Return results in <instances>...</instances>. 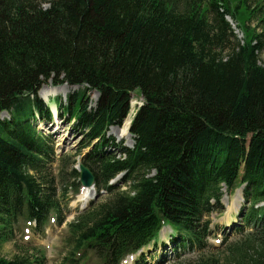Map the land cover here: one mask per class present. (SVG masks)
Here are the masks:
<instances>
[{
    "label": "trees",
    "instance_id": "16d2710c",
    "mask_svg": "<svg viewBox=\"0 0 264 264\" xmlns=\"http://www.w3.org/2000/svg\"><path fill=\"white\" fill-rule=\"evenodd\" d=\"M258 1L0 0V251L22 232L42 235L51 221L62 226L70 195L81 190L80 154L59 156L53 135L38 128L54 123L39 91L67 84L84 89L65 103L50 101L81 135V162L99 196L69 224L73 255L120 264L169 226L176 257L196 252L198 264H264ZM136 91L143 105L130 125L133 147L120 149L108 132L124 123ZM241 188L249 207L234 231H251L228 245L226 260L214 258L212 247L224 248L227 237L210 245L218 234L212 216L225 211L226 193ZM21 248L12 259L0 254V264H46L39 247Z\"/></svg>",
    "mask_w": 264,
    "mask_h": 264
},
{
    "label": "rangeland",
    "instance_id": "374dc122",
    "mask_svg": "<svg viewBox=\"0 0 264 264\" xmlns=\"http://www.w3.org/2000/svg\"><path fill=\"white\" fill-rule=\"evenodd\" d=\"M257 3H260L262 5V2L259 0ZM263 11L262 15H260V18L264 16V5H263ZM253 27H257V25L254 23ZM240 30V29H239ZM239 36V38L244 39V34L239 31L236 32ZM261 60L264 61V53L261 54ZM43 88H59V92L57 95L50 97L49 99H55V98H62L63 102L66 101L67 97L70 94L78 93L81 90H83V87L79 86H69V85H62V86H54V85H44ZM41 89V90H42ZM40 90V91H41ZM40 95V92H39ZM89 98L92 101V106L95 104L97 95L95 92L89 93ZM41 96V95H40ZM44 97V96H43ZM142 99L140 98V94L138 91L132 94V102H131V108L133 106L138 107V105L141 104ZM46 102V101H45ZM65 103V102H64ZM48 106L53 111L54 109H57L56 103H53L52 101L46 102ZM134 109V108H133ZM6 115H4L5 117ZM133 117V114H129V116L125 119L124 123L121 126H115L110 129L108 132V137H111V141H114L116 145L120 146V149L124 148H131L132 147V139L121 138L119 136V131L123 128L126 121H129ZM39 130H41L44 134L49 135L52 134L55 141H57L56 145V151L61 155H74L75 159L77 157V165L80 164L82 161V157L87 152L84 151L83 153H80V144H81V135L77 133L76 131L71 130V127L67 126L65 122L58 119H54L53 124L45 125L40 122L39 124ZM130 134V132H129ZM131 136V134H130ZM53 173L57 174L58 172V163L54 164L53 167ZM238 191V190H237ZM240 191V195H237V192H235L233 195H227L226 198H223V205L225 208V211L218 215L217 213L213 214V223L215 224L216 231L220 238L227 239L224 242V248L222 249H216L212 247V255L210 253L207 254L214 257L219 258L221 260H226L229 257V250L228 245L233 242H238V244H241L247 240V236L249 235V232L251 231L250 228H246L245 232L243 234H235L234 228L240 227L243 225L242 219L239 218V214L241 213L244 206H246L245 211H247L249 204L244 202V199L242 200V191ZM72 194V193H71ZM71 198H73L71 201V204L69 206L68 212H66V219L62 226H58L55 224L54 221H51L50 225H48L45 229V233L42 235H34L32 232H25L18 235L17 242H10L6 243L2 246L0 254L2 257L6 259H12L19 255L21 247H39L42 251L41 253L45 255L46 257V264H70L72 262L71 259H73L74 264H101L99 260L90 252H87L83 258L86 259L85 262L81 261L80 257L81 254L76 252V255H73L75 253L74 249V243L71 240V234L69 230V224L78 217L79 213L84 212L91 203H96L99 199L98 195H93L91 198L86 202H80L79 196H73L70 195ZM237 207V209H236ZM236 209V211H235ZM171 233V230L169 227L164 228V230L161 233L160 243L161 246L158 250L154 251L152 250H146L144 256V260H142V264H198V257L196 252H186L183 253L181 256H177L172 253L173 248L169 247L168 245V236ZM26 236L29 237V239L26 238ZM25 237V238H24ZM220 243H223L221 240L213 239L211 241V245H215L218 247ZM245 244V243H244ZM258 244V243H257ZM256 245V244H255ZM257 246V245H256ZM175 256V257H174ZM174 257V258H173ZM69 258V260H68ZM161 258V259H156ZM141 260V257H140Z\"/></svg>",
    "mask_w": 264,
    "mask_h": 264
},
{
    "label": "bare ground",
    "instance_id": "6f19581e",
    "mask_svg": "<svg viewBox=\"0 0 264 264\" xmlns=\"http://www.w3.org/2000/svg\"><path fill=\"white\" fill-rule=\"evenodd\" d=\"M59 90H61V89H59V88H43L40 91V95H41L42 98L45 99L46 102H48L49 101V98L52 97V96L57 95V93L59 92ZM130 125H131L130 121H126V123L124 124L123 128L121 129V131H119V136L121 138H126L127 137L128 139H131V136L129 134V132H130ZM92 193H93V189H84V190H82L81 193H80V196L78 198L79 201L80 202H86V201H88L91 198ZM237 195L238 196L240 195V191L237 192ZM236 209H237V207H236ZM236 209H235V211H236ZM128 264H131L130 263V260L128 261Z\"/></svg>",
    "mask_w": 264,
    "mask_h": 264
},
{
    "label": "water",
    "instance_id": "95a60500",
    "mask_svg": "<svg viewBox=\"0 0 264 264\" xmlns=\"http://www.w3.org/2000/svg\"><path fill=\"white\" fill-rule=\"evenodd\" d=\"M78 170L80 171L81 174L80 182L82 186H84L85 188H92L94 186V177L91 171L83 164L79 165Z\"/></svg>",
    "mask_w": 264,
    "mask_h": 264
}]
</instances>
